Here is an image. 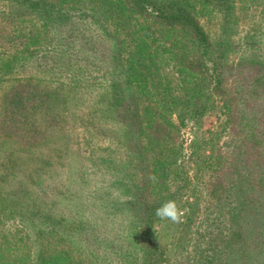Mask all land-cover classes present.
Listing matches in <instances>:
<instances>
[{
    "label": "rangeland",
    "instance_id": "374dc122",
    "mask_svg": "<svg viewBox=\"0 0 264 264\" xmlns=\"http://www.w3.org/2000/svg\"><path fill=\"white\" fill-rule=\"evenodd\" d=\"M88 1L77 0L66 11L70 18L55 14L54 3V13L44 18L0 0V96L11 84L7 79L15 77L42 79L54 87L64 82L65 90L77 84L65 115L66 133L10 162L0 153V237L6 235L20 255L56 250L69 252L80 264H141L148 256L144 230L129 207L143 176L134 154L123 149L125 130L109 122L111 114L105 112L112 78L104 73L120 70L96 57L115 51L122 33L102 11L87 10L92 8ZM187 1L221 64L264 61V0H232L228 11L204 0ZM224 77L230 83L233 72L225 69ZM180 79L172 76L170 92L184 90ZM216 112L208 106L197 124L189 122L175 134L187 182L176 204L182 218L178 223L159 219L151 233L165 264H264V237L255 254L242 251L240 242L229 244L228 208L209 196L208 157L215 158L213 166L219 156L224 165L233 162L231 137L222 131ZM171 119L177 123L175 116ZM229 173L223 185L245 190L236 179L239 170Z\"/></svg>",
    "mask_w": 264,
    "mask_h": 264
},
{
    "label": "trees",
    "instance_id": "16d2710c",
    "mask_svg": "<svg viewBox=\"0 0 264 264\" xmlns=\"http://www.w3.org/2000/svg\"><path fill=\"white\" fill-rule=\"evenodd\" d=\"M1 1L17 10L37 11L44 18L54 13V3L55 14L70 18L66 11L77 3V0ZM88 2L92 8L87 10L102 11L106 20L122 33L123 39L117 38L115 51L96 57L105 58L101 63L108 68L120 70L117 75H112L109 69L104 73L112 78L105 94V112L111 114L109 122L119 123L125 130L123 149L128 155L134 154L136 168L143 176L141 185L133 189L129 207L133 219L144 230L148 256L141 264H165V253L151 239V233L159 220L155 210L169 200L177 204L187 183L182 164L178 163L182 145L175 134L189 122L197 124L208 106L217 110L220 127L233 143L231 164L224 165L227 161L219 156L213 166L215 158L208 157L209 196L228 208L227 242H240L242 251L246 248L255 254L264 237V61L221 64L187 0ZM209 2L224 11L233 7L232 0L203 1ZM96 69L99 70H92ZM225 69L233 72L230 83L224 77ZM164 70L168 72L163 73ZM171 75L183 78L180 85L184 90L175 91L176 95L170 92ZM7 80L11 84L0 96V153L5 152L3 159L10 162L14 156L29 155L44 148L54 136L67 132L69 119L65 115L69 113L70 96L77 84L65 90L64 82H56L54 87L32 77ZM232 169L239 170L236 179L242 180L245 190L229 191L223 185L229 183ZM247 243L251 246L245 247ZM19 253L6 235L0 237V264H80L67 251L55 250L37 257L28 251Z\"/></svg>",
    "mask_w": 264,
    "mask_h": 264
},
{
    "label": "clouds",
    "instance_id": "9594fccd",
    "mask_svg": "<svg viewBox=\"0 0 264 264\" xmlns=\"http://www.w3.org/2000/svg\"><path fill=\"white\" fill-rule=\"evenodd\" d=\"M155 215L160 220L178 223L181 221L182 212L178 209L176 203L172 200L166 201L161 204L156 210Z\"/></svg>",
    "mask_w": 264,
    "mask_h": 264
}]
</instances>
